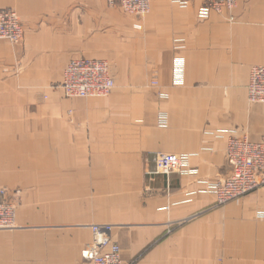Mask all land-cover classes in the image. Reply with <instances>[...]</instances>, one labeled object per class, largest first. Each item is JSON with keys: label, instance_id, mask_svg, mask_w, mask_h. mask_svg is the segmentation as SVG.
Instances as JSON below:
<instances>
[{"label": "crops", "instance_id": "0c3cea01", "mask_svg": "<svg viewBox=\"0 0 264 264\" xmlns=\"http://www.w3.org/2000/svg\"><path fill=\"white\" fill-rule=\"evenodd\" d=\"M201 7L152 0L137 17L106 0H0L25 28L22 45L0 40V168L14 146H33L1 181L33 184L42 230L2 264H88L95 224L115 226L130 264H264V188L220 207L209 191L230 174L229 132L264 141V105L248 99L264 66V0L207 19ZM74 59L106 60L111 95L65 98L56 87ZM41 92L53 95L45 106ZM158 153L187 157L190 173L155 175Z\"/></svg>", "mask_w": 264, "mask_h": 264}, {"label": "built area", "instance_id": "2783aa9c", "mask_svg": "<svg viewBox=\"0 0 264 264\" xmlns=\"http://www.w3.org/2000/svg\"><path fill=\"white\" fill-rule=\"evenodd\" d=\"M183 8L194 0H169ZM246 0H201L200 17L207 19L215 13L223 15L233 12L238 4ZM152 0H107L111 7H119L124 13L143 17L151 12ZM233 20V19H231ZM0 40L12 45H22L25 31L19 15L9 9H0ZM182 63L176 64V79H183ZM67 99H102L111 95L115 81L111 66L101 59H74L64 70L59 86ZM51 96L39 94L38 100L46 102ZM248 99L251 104L264 105V66L251 69L248 84ZM227 162L230 174L219 177L209 186L215 195V207L242 200L264 188V141L253 142L236 132L228 133ZM155 175L169 176L172 173H190L188 158L177 154L158 153L155 156ZM9 191L0 188V230L16 228V207L10 203ZM114 225L90 226L92 242L82 256L88 264H130L122 258V249L113 238Z\"/></svg>", "mask_w": 264, "mask_h": 264}, {"label": "rangeland", "instance_id": "374dc122", "mask_svg": "<svg viewBox=\"0 0 264 264\" xmlns=\"http://www.w3.org/2000/svg\"><path fill=\"white\" fill-rule=\"evenodd\" d=\"M107 1V0H106ZM108 4V3H107ZM109 5V4H108ZM111 7V6H110ZM119 8V7H118ZM0 9H7V8H0ZM12 10V9H9ZM121 10V9H120ZM16 12L15 10H12ZM123 12V10H121ZM18 14V12H16ZM124 13V12H123ZM126 14V13H124ZM19 15V14H18ZM128 15V14H127ZM132 16V15H130ZM20 17V16H19ZM21 19V18H20ZM22 22V21H21ZM24 27V25H23ZM25 31V28H24ZM15 76L18 75V72L13 74ZM40 94H45L47 96H51L52 94L41 92ZM39 95V94H38ZM38 95L35 97V104L37 106H45L48 104L49 99L46 102H41L38 100ZM51 100V99H50ZM19 133V130L17 131ZM24 134V133H23ZM23 134H15V135H9L11 139V143L13 140L16 142L22 143L25 139V135ZM7 138V135H0V144L2 143L1 139ZM12 147V146H11ZM16 150L12 151L15 156L11 159V162L14 163V165L10 167L0 168V188H4L7 191H9V194L11 197L9 198V202L14 204L16 207V228L11 230H0V264H2V258L8 261V256H10V261H14L17 263L16 256L20 253L18 251L17 243L19 238H26V239H33L35 234H39L42 230L41 227L34 222V213L33 208L35 205V201L32 197V190H33V184L31 182H28L25 184L26 189L23 188L24 184H19L17 182L13 183H4L1 181L2 174L1 170L9 169L10 176L15 179L18 175V171L23 169V166L25 165V161L21 160L20 155L23 153L24 155H33L32 147L33 146H14ZM18 147L22 148V151H19ZM32 163V160H31ZM27 164V163H26ZM2 167V166H0ZM28 169V176L30 180L33 178V170H32V164H28L26 167ZM31 168V169H29ZM6 176V179L8 177ZM12 179V178H9ZM6 186V187H3ZM31 194V196H30ZM44 232V231H43ZM23 253V252H22ZM13 258V260H12Z\"/></svg>", "mask_w": 264, "mask_h": 264}]
</instances>
